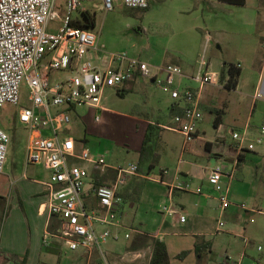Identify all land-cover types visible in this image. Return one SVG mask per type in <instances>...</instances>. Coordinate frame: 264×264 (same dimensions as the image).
Segmentation results:
<instances>
[{
  "label": "crops",
  "instance_id": "1",
  "mask_svg": "<svg viewBox=\"0 0 264 264\" xmlns=\"http://www.w3.org/2000/svg\"><path fill=\"white\" fill-rule=\"evenodd\" d=\"M113 4V7L120 9L124 6L121 0H113ZM195 5L192 6L193 10L203 12L206 0H197ZM190 7L189 4L178 12L187 13ZM125 14L124 19H121L124 27L145 31L136 26L137 20L134 17L126 12ZM104 18L105 24L108 15ZM110 25H114L112 19L104 26L109 28ZM206 35L209 34L198 36L182 29L165 46L146 48L148 59H154V62L146 61L152 64H176L183 69L185 77L182 78V83L198 90L202 113L206 107L216 108L215 102L205 97V93L209 89L213 90L216 84L199 87L198 82L189 77L199 67L203 49L206 48L203 43L210 41V35L208 40ZM97 37L100 43V37ZM106 43V51H126L133 56L140 53L134 44L124 46L122 50H113L111 44ZM224 63L238 65L240 70L236 86L232 89L224 87V123L220 117V123L216 127L217 131L224 128V136L217 135L215 143L217 149L228 155L230 164L224 167L232 172V176L224 175L221 177H224L223 183L220 179L217 184H210L206 178L211 165L201 166L193 158L200 154L197 141L202 140L200 133L204 131L199 127L201 119L197 125V137L185 147L181 143L178 159L181 167L177 166L171 182L165 180V170H160L157 177L151 178L165 186V189L159 191L170 201L169 207L178 208L185 220L179 221L177 214L171 215L161 210L160 217L141 222L140 227L130 230L117 219L116 224L109 225L110 230L118 232L123 229L129 236H123L127 240L123 247L112 244L108 248L110 264H148L152 247L148 242L141 245L136 241L141 234L158 238L165 243L169 264H222L226 254L231 255L239 264H264V133L260 130L264 126V0H245L243 5L224 2ZM206 64L208 69V63ZM213 72L218 74V71ZM137 79L123 85L131 87ZM140 79L152 83L148 79ZM256 93L260 95L256 96ZM171 103L172 101L169 106ZM208 103L210 106H207ZM100 107L99 103V107L95 108ZM75 109L76 107L73 111ZM169 116L171 121L172 115ZM148 122L153 123L149 120L143 122V135L136 149L137 158ZM159 126L163 130H172L168 128L170 124ZM163 130L160 134H163ZM234 131L242 133L245 140L240 142L233 139L231 134ZM255 138H261V143L255 144L252 149L247 148V144ZM86 141L84 136L82 140L76 141L75 147L80 150L87 148L86 144H81ZM204 148L212 150L213 142L205 141ZM184 154H191L192 158L185 160L181 157ZM221 155L223 154L217 151L214 153L217 157ZM23 164L24 160L20 169L13 168L10 174L5 173L4 169L0 173V264H16L10 256L24 259V264H63L62 256L67 260L65 264H88L89 257L95 251L89 254L69 251L55 238H49L47 243H43L45 232L53 230L56 225L55 218L48 215L44 205L47 199L44 182L49 173L40 165ZM148 171L150 170L146 174L131 176L118 190L125 197L121 203H126L129 199L126 197L131 193L129 185L132 182L138 185L139 177L146 179ZM102 178V182L107 181V178ZM186 183L189 185L188 189L177 187ZM85 186V198L93 202L90 184ZM222 192L226 193L228 199V205L224 208L218 198ZM140 199L142 197L137 195V199L133 201L139 202ZM220 222L223 224L219 225ZM196 241L199 243V256L195 251ZM128 247L130 250L126 251ZM183 251H186L185 256L178 258L177 255Z\"/></svg>",
  "mask_w": 264,
  "mask_h": 264
},
{
  "label": "built area",
  "instance_id": "2",
  "mask_svg": "<svg viewBox=\"0 0 264 264\" xmlns=\"http://www.w3.org/2000/svg\"><path fill=\"white\" fill-rule=\"evenodd\" d=\"M82 1H65L66 16L61 28L52 32L48 30L49 22L60 19L56 0H0V107L7 103L18 104L24 82L29 105L20 107L17 116L28 130L24 165L37 164L48 171L44 205L48 215L56 220L53 230L43 235V243L55 238L69 251L85 254L96 251L103 264H108L103 246L109 240L117 242L119 239V233L109 228L118 219L116 211L121 203L118 190L136 173L138 166L136 162H129L125 166L111 167L105 161V153L96 157L88 148L76 152L75 140L64 130L70 122L71 111L81 105L99 107L105 87L145 78L168 95L171 105L179 109L172 114L173 125L168 128L182 135L185 147L197 137L202 110L198 90L184 86L185 73L179 65L152 64L126 51H106L91 29L70 25ZM101 1L105 11L113 9V0ZM121 1L128 8L148 7V0ZM91 52L95 53L97 63L91 58ZM54 71L57 72L50 79L49 74ZM189 78L198 82L199 87L218 82V74L207 70L203 55L196 73ZM260 130L264 133V126ZM231 136L240 142L245 140L239 131L232 132ZM10 141V134L0 128V173ZM259 143L261 138H255L247 148L252 149ZM107 170L114 172L111 182L96 183ZM224 175L231 177L232 172L215 163L208 168L206 180L215 185ZM86 184H90L93 202L85 198ZM177 187L188 189L189 185ZM218 198L221 207L228 205L225 192ZM161 210L177 214L179 221L185 220L176 207L163 205ZM123 236L127 238L129 234ZM222 264L239 263L226 254Z\"/></svg>",
  "mask_w": 264,
  "mask_h": 264
},
{
  "label": "rangeland",
  "instance_id": "3",
  "mask_svg": "<svg viewBox=\"0 0 264 264\" xmlns=\"http://www.w3.org/2000/svg\"><path fill=\"white\" fill-rule=\"evenodd\" d=\"M65 1L56 0L55 8L59 12L60 19L49 22V31L56 32L61 28L66 16ZM196 3L197 0H148L146 9L121 6L122 11V8L115 6L113 10L105 11L101 0H83L80 9L74 12L72 16L80 18L82 10L94 13L96 24L91 30L100 37V43L106 45V42H108L113 50H122L124 46L134 44L135 49L140 52L134 55L150 62H154V59H148L146 48L165 46V44L175 39L182 29L198 36L208 33L210 41L206 44L203 43V47L204 45L206 47L203 49V55L208 63L207 70L219 72L224 63V2L206 0L203 12L192 9V6H196ZM189 4L191 7L187 13L178 12L182 7L186 8ZM125 12L137 20L136 26H139L140 29L143 28L145 31L140 32L137 29L132 30L124 27L121 19H124ZM105 15H108V18L104 24ZM109 19L113 20L114 25H110L108 28L104 25H108ZM90 56L97 63L95 53L91 52ZM42 63H45V61L42 60ZM56 72H50V79L55 76L54 73ZM57 74L61 75V72ZM210 86L212 85H207V87ZM163 95L164 93L155 84L147 80L142 81L140 78L131 87L123 84L105 87L101 95V107L77 106L75 111L70 113V122L64 126L65 134L72 136L75 143L86 136L87 141L85 143L81 142V144H86L91 154L97 157L105 153V161L111 167L125 166L131 161L138 160L136 149L143 135L144 121H152L158 126L159 124L173 125L172 120L169 121L171 98L168 95ZM205 97L214 101L216 108L206 107L202 113L199 127L204 131L200 133V139L202 140L197 141L200 154L198 157L193 158L201 166H210L215 163L228 166L230 164L228 155H224V151L217 149L215 143L217 135L224 136V128L217 131L214 126L218 114L222 117L224 123V113L222 112L224 110V87L217 82L213 86V90L209 89L205 93ZM28 105L27 87L23 82L19 90L18 104L7 103L0 107V128L11 136L7 160L3 168L5 173L10 174L11 169H20L22 166L28 130L19 122L17 116L20 107ZM207 106H210L209 103ZM96 115L98 116L97 119H95ZM208 140L213 142L212 150L204 148V142ZM181 143L182 135L179 132L163 130V134H159V137L154 139L152 154L149 158L143 163L137 164L138 169L132 176L138 173L146 174L149 163L153 164V167L148 171L146 179L139 177L138 185L133 184V182L129 185L131 193L128 196L126 195L129 199L126 203L122 202L116 211L117 218L126 226V229L138 228L141 226V222L160 217V208L163 205L169 207L170 201L160 192L165 189V186L158 181L151 180V178L157 177L160 170H165L167 173L165 180L171 182L177 166L181 167V162L178 163ZM79 151L80 149L76 148V152ZM216 151L223 155L214 156ZM107 152H110V154ZM181 157L188 160V158H192V155L184 154ZM113 175L112 170L106 171L104 175L108 179L106 183L111 182ZM223 181L224 177L220 182L223 183ZM137 195L138 197L141 196L142 199L139 202H134L133 200L137 199ZM118 196L121 200L125 198L122 192H118ZM131 202H133L132 206ZM224 219L226 218L224 217ZM118 233L119 239L117 242L109 240L103 246L108 264H110L107 254L108 248L112 244H119L123 247L127 243V240L123 237L124 230L121 229ZM128 250H130V247L126 248V251ZM61 261L65 264L64 262L67 260L62 256ZM103 263L104 261L99 254L96 251L92 252L88 264Z\"/></svg>",
  "mask_w": 264,
  "mask_h": 264
},
{
  "label": "trees",
  "instance_id": "4",
  "mask_svg": "<svg viewBox=\"0 0 264 264\" xmlns=\"http://www.w3.org/2000/svg\"><path fill=\"white\" fill-rule=\"evenodd\" d=\"M221 2H227L235 5H243L245 0H219ZM70 25L78 28L91 29L95 26V14L90 13L88 10L81 11V17H73L70 21ZM240 74L238 66L232 63H223L220 71L218 72V83L222 84L227 89H232L236 86L237 80ZM175 109L172 105L169 106V114H174ZM220 115L218 114L214 121V126L217 127L220 123ZM163 130L162 127L155 125L154 123L148 122L146 125V131L142 140V145L138 150L137 164L143 163L152 154V144L155 138L159 137L160 132ZM208 144V143H207ZM138 166V165H137ZM153 164L149 163L147 169H151ZM114 176V175H113ZM104 179V178H100ZM100 179L96 180V183H101ZM108 180V179H107ZM104 182V181H103ZM139 244L143 245L149 243L152 247V255L148 264H169L168 253L166 250L165 243L158 239L148 235H140L136 238ZM199 243H195V251L197 256ZM186 251H183L177 255L178 258L185 256ZM16 264H24V259H18L16 256H10Z\"/></svg>",
  "mask_w": 264,
  "mask_h": 264
}]
</instances>
